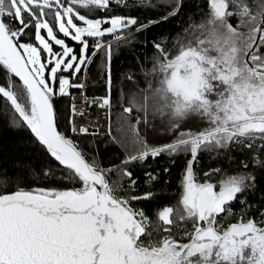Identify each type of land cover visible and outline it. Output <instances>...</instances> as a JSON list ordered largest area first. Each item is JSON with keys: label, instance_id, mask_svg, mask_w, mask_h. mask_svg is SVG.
<instances>
[{"label": "snow or ice", "instance_id": "6c2138e0", "mask_svg": "<svg viewBox=\"0 0 264 264\" xmlns=\"http://www.w3.org/2000/svg\"><path fill=\"white\" fill-rule=\"evenodd\" d=\"M191 2L0 0V117L30 131L19 149L41 152L35 164L31 156L15 162L13 175L0 170V264H264V176L249 170V163L264 170V0H207V10L197 5L199 23L148 35ZM141 9L156 17L142 21L133 15ZM123 47L136 61L124 79L143 102L136 90L125 96L119 73L114 80ZM97 59L104 94L88 102L102 110L90 129L71 90L87 99ZM64 97L73 102L60 130L56 104ZM113 104L122 109L115 135ZM102 120L109 121L103 129ZM165 135L168 141L155 143ZM104 136L105 150L123 151L119 163L101 161L96 138ZM245 149L252 155L240 161L243 171L210 167L201 182L202 155L233 161ZM162 155L173 164L186 158L181 192L173 204L157 201L149 215L134 202L165 195L152 187L160 170L144 171L150 190L138 194L133 167ZM257 193L259 202H250Z\"/></svg>", "mask_w": 264, "mask_h": 264}, {"label": "trees", "instance_id": "16d2710c", "mask_svg": "<svg viewBox=\"0 0 264 264\" xmlns=\"http://www.w3.org/2000/svg\"><path fill=\"white\" fill-rule=\"evenodd\" d=\"M197 5L207 10V0H192L191 3H186L183 9L184 14L180 17H177L169 22L162 24L157 27H153L148 35L155 36L161 32L167 33L171 30L173 33L179 32L181 28L186 27L192 21L197 23L200 22L201 14L198 13ZM189 13H193L191 21L189 20ZM133 15H137L141 18V20H146L151 15L152 18L156 17V13L150 12L147 9H141L139 11L133 12ZM141 39L143 38V34H141ZM72 43L69 40V44ZM141 49L137 46L136 52H140ZM148 55L144 60L143 67L146 68L147 65L151 63V48L147 50ZM102 55V54H101ZM101 63L100 59L95 61V64L90 69V77L92 83H95V87H88L86 92L91 97H96L104 94V87L102 83H97V67ZM136 61L133 59V54L130 52L128 47H123L122 49H117V57L114 58L112 68L114 80L117 79V73H119V79L123 83L124 94L128 93V89L132 88L136 90V85L128 82L124 79V77L128 74L130 65H135ZM137 76H140V73H136ZM17 83L19 81L14 78ZM144 87V82L141 77V83L139 84V88ZM138 91V90H136ZM140 92V91H139ZM116 95V92H113V96ZM125 104H127V100L125 99ZM72 103V100L69 97L60 98L56 104V109L59 113V122L61 125L60 130L67 129V116L69 114V107ZM4 106V99L0 97V108ZM122 111V109L117 104H113L111 109L110 122L113 126V134L115 135V122L118 114ZM66 134L71 135L70 132ZM75 139V137H73ZM30 140L32 139L30 131L18 130L14 128H10L8 126V118L0 117V170L7 169L10 175H13L15 171L18 169L13 168V164L21 159H28L31 156L32 162L35 164L38 159L41 158V152L39 147H37L34 151L29 149L28 151H24L18 148V142L20 140ZM92 137H82V141H90ZM97 146L99 147V157L103 164L107 166L109 163L117 164L120 159L123 158L124 153L118 146H111L107 150L104 148V141L107 140V137L104 136L103 139L97 137ZM149 142H153V134L149 133L148 135ZM170 139L169 136L165 135L163 139H157L155 143L162 144ZM87 147V145H86ZM88 151H92V149H87ZM229 156L233 155V153H228ZM252 152L245 149L243 154L239 151L235 152V160L230 161L224 158V153H221L215 159H209L207 155H202L200 157V180L203 182V172L207 171L210 167H220L228 173H236L238 171H243L240 161L245 159L246 157H250ZM258 158L264 159V156H260ZM186 158L183 156L176 157L175 163H171L169 158L166 155H162L158 157L156 160H152L149 158L145 162V167L141 168L139 164H136L133 167L134 176L139 177L137 193H144L149 191L150 189L145 187V176L144 171L156 172L158 169L160 170L159 181L155 183L152 187L154 189H163L165 195L158 196L155 200L151 201H143V202H134V204H138V206L142 207L149 215H151L155 208L159 206L170 205L176 202L179 199V194L181 192V176L183 170L185 168ZM38 168L39 164L36 165ZM57 165L53 162L52 167L55 168ZM167 166L169 168L168 173H164L162 169ZM249 170H254L260 172L262 176H264V170L254 169L253 165L249 163ZM218 178V177H216ZM215 179V178H214ZM167 181V184H165ZM80 183L68 184L66 183L64 187H80ZM261 187H264V180L261 181ZM260 194L257 193L255 196H249L248 199L250 202H259ZM158 201V204H157ZM232 207L237 209L241 207L240 205L233 204ZM239 213H237L233 218H230L227 223L224 224V227H227L229 223L236 222V219L239 217ZM189 229H191V225H189Z\"/></svg>", "mask_w": 264, "mask_h": 264}, {"label": "built area", "instance_id": "2783aa9c", "mask_svg": "<svg viewBox=\"0 0 264 264\" xmlns=\"http://www.w3.org/2000/svg\"><path fill=\"white\" fill-rule=\"evenodd\" d=\"M72 96L74 97V102L77 111H85L86 114L82 118V122L85 123L87 126L90 127V129L95 128L97 125V118L100 116L101 109H99L97 106H93L91 109H88L87 105L88 102L91 100V96L87 94V99L85 96L81 95L80 90H71ZM72 100V99H71ZM73 102V100H72ZM78 122H80V118H78ZM109 121L102 120L100 122L101 129L105 128Z\"/></svg>", "mask_w": 264, "mask_h": 264}, {"label": "rangeland", "instance_id": "374dc122", "mask_svg": "<svg viewBox=\"0 0 264 264\" xmlns=\"http://www.w3.org/2000/svg\"><path fill=\"white\" fill-rule=\"evenodd\" d=\"M68 43H69V41H68ZM72 43H73V42H72ZM72 43H70V45H72ZM133 91H134V89L129 88V89H128V93L125 94V96H127L129 93H131V92H133ZM135 94H136L137 98H138L141 102H143V95H142V93L139 92V91H135ZM148 103L151 104L152 101L149 100Z\"/></svg>", "mask_w": 264, "mask_h": 264}, {"label": "water", "instance_id": "95a60500", "mask_svg": "<svg viewBox=\"0 0 264 264\" xmlns=\"http://www.w3.org/2000/svg\"><path fill=\"white\" fill-rule=\"evenodd\" d=\"M15 78V77H14ZM18 80V78H16ZM19 81V80H18ZM186 242V241H185Z\"/></svg>", "mask_w": 264, "mask_h": 264}]
</instances>
